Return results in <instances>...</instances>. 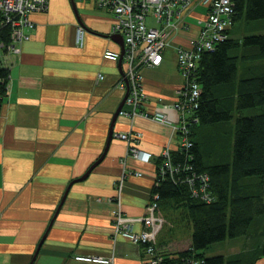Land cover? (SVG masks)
<instances>
[{
	"label": "crops",
	"instance_id": "crops-1",
	"mask_svg": "<svg viewBox=\"0 0 264 264\" xmlns=\"http://www.w3.org/2000/svg\"><path fill=\"white\" fill-rule=\"evenodd\" d=\"M205 12L195 0L161 63L140 68V110L168 120L118 114L110 140L125 92L118 59L124 42L111 30V10L103 0H49L46 10L30 14L35 26L20 52L0 55L9 69L0 108V264H29L42 237L32 264H145L137 244L115 234L114 214L122 226L141 229L163 149L180 140L174 103L184 78L176 46L197 35ZM128 131L141 135L130 142L118 136ZM99 158L86 178L72 182ZM242 242L225 240L230 250L215 252H237ZM253 264H264V256Z\"/></svg>",
	"mask_w": 264,
	"mask_h": 264
},
{
	"label": "trees",
	"instance_id": "trees-1",
	"mask_svg": "<svg viewBox=\"0 0 264 264\" xmlns=\"http://www.w3.org/2000/svg\"><path fill=\"white\" fill-rule=\"evenodd\" d=\"M232 20L227 37L194 68L200 94L189 145L171 150L174 170L161 172L163 158L157 166L155 214L180 209L189 225L188 244L176 250L153 233L148 243L163 264H253L264 256V0H233ZM242 23L247 31L234 38ZM8 79L0 65V108ZM232 239L243 241L239 251L206 255Z\"/></svg>",
	"mask_w": 264,
	"mask_h": 264
},
{
	"label": "built area",
	"instance_id": "built-area-1",
	"mask_svg": "<svg viewBox=\"0 0 264 264\" xmlns=\"http://www.w3.org/2000/svg\"><path fill=\"white\" fill-rule=\"evenodd\" d=\"M194 1L103 0V5L107 6L113 14L112 32L121 34L124 42V77L127 78L130 88L119 114L144 115L162 122L168 120L163 114H149L140 110L144 99L140 68L142 66L153 67L161 63L164 48L171 45V34L180 27L178 20L183 17ZM197 1L206 7L204 20L200 23L197 35L189 41L187 46H176L177 67L184 78L182 88L178 91V98L174 103L180 111L175 127L180 133L178 146L182 147L189 145L190 120H196L191 112L200 94V85L192 75L194 68L203 51L212 50L216 42L227 37V32L233 23V0ZM48 2L49 0H0V55L7 52H20L22 42L29 38L30 31L35 26L30 14L46 10ZM105 56L116 58L117 54L105 52ZM140 135L138 131L118 133V136L127 142ZM129 151L133 157H139V152L133 145L129 147ZM162 158L161 172L175 169L171 161L170 148L163 149ZM135 174L140 175L141 172L137 171ZM148 206L147 214L141 218L142 225L139 231L133 230L130 226H122L120 212L116 210L114 214L115 234L123 235L131 242L140 245L147 256L146 264H163V256L159 254L160 250H156L148 243L153 235L152 223L155 218L153 212H155L156 202L149 200ZM83 258L107 261L99 256H84ZM192 264H202V261L193 259Z\"/></svg>",
	"mask_w": 264,
	"mask_h": 264
},
{
	"label": "rangeland",
	"instance_id": "rangeland-1",
	"mask_svg": "<svg viewBox=\"0 0 264 264\" xmlns=\"http://www.w3.org/2000/svg\"><path fill=\"white\" fill-rule=\"evenodd\" d=\"M193 6V5H192ZM191 6V7H192ZM190 7V9H191ZM189 10V9H188ZM186 10L185 12H187ZM181 17L178 21H180V27L182 26V19ZM204 20L201 19L199 22ZM201 25V24H200ZM245 27H247L246 24L242 23L241 27L239 29L234 28L232 31V36L234 38L240 39L243 33L245 32ZM247 31V30H246ZM123 76H124V70H123ZM124 105V104H123ZM161 213V212H160ZM157 213L155 214V218L153 220V233H158V236H167V239H171L169 245L179 249L184 248L188 244V233H189V225L183 217V212L180 209H175L174 211H167V213ZM237 245H240V242L238 241ZM223 246V249L230 250L229 247H226L224 243L220 245ZM240 247V246H239ZM217 245H212L206 250V255H212L216 253ZM241 248V247H240ZM226 249V250H227Z\"/></svg>",
	"mask_w": 264,
	"mask_h": 264
},
{
	"label": "water",
	"instance_id": "water-1",
	"mask_svg": "<svg viewBox=\"0 0 264 264\" xmlns=\"http://www.w3.org/2000/svg\"><path fill=\"white\" fill-rule=\"evenodd\" d=\"M118 36H119L120 39L122 40V44H123V37H122V35H121V34H118ZM123 52H124V46H122L121 51H120V54H119V56H118L119 61H121L122 58H123ZM124 79H125V92H124V95L122 96L121 100L119 101L118 105L116 106L115 111L113 112V115H112V118H111V122H110V127H109V133H108V138H109V140H110V137H111V134H112V131H113L114 121L116 120V118H117V116H118V114H119V111H120V109L122 108V106H123V104H124V101H125V99H126L128 93H129V88H130V87H129V82H128V80H127L126 77H124ZM104 151H105V150H104ZM102 155H103V154H102ZM101 157H102V156H101ZM100 159H101V158H99L96 162H94L93 164H91V166L87 169V171H86L81 177L72 180V182H74V181H79V180H82V179L86 178L87 175H88V173H89L90 170L92 169V167H93L97 162H99ZM70 184H71V182L69 183V185H70ZM69 185H68V186H69ZM68 186H67V188H68ZM67 188H66V190H65V192H64V194H63V196H62V199H63V197H65V195H66V193H67ZM42 239H43V237H42V238L40 239V241L38 242L37 247H36V249H35V252H34V254H33V257H32V259L30 260V263H29V264H32V262H33V260H34V257H35V255H36V253H37V250H38V248H39V246H40V244H41Z\"/></svg>",
	"mask_w": 264,
	"mask_h": 264
}]
</instances>
